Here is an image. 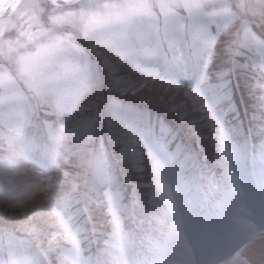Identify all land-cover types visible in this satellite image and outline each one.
Wrapping results in <instances>:
<instances>
[{"label": "rangeland", "instance_id": "rangeland-1", "mask_svg": "<svg viewBox=\"0 0 264 264\" xmlns=\"http://www.w3.org/2000/svg\"><path fill=\"white\" fill-rule=\"evenodd\" d=\"M228 1L86 0L80 7L62 8L53 2L48 6L44 0H21L11 13L0 17V124L3 126L0 129V148L14 152L17 146L19 152L0 155V172L4 171L11 178L13 175L10 174L20 169L23 178L34 182L33 187L29 184V189L22 186L21 192L16 194L17 199L24 196L25 191L32 194L35 190L46 191L49 186L46 169L28 158L26 138L33 136H29L26 128L29 123L27 113L36 104L32 98L58 111L62 120L59 128L62 129L72 107L89 91L95 76L99 75L93 59L87 56L86 48L80 43V36L87 39V46L91 36H95L99 42L113 46L123 54L136 50V46H132L135 42L149 41L152 46L166 42L178 61L189 64L191 74L196 75L190 84L203 96L204 107L218 123L222 171L220 176L211 175L200 183L192 155L183 152L179 145L170 149L164 136H154L156 130L168 133L166 124L148 110L134 112L135 124L141 128V137L151 154L153 183L160 199L158 210L152 215V223L157 229L160 225L162 230H158L160 233L156 237L148 236L145 249L137 247L141 250L139 264H264V162L256 171L250 172L248 137L242 135L240 128L225 124V110L217 106L220 98L227 96L231 89L228 79L217 85L208 82L207 65L214 55L216 36L210 31L198 37L191 34L188 41L194 45H188L185 39L175 44L168 34V28L173 25L181 29L182 36L185 34L179 8L183 7L192 16L194 10L199 11L207 4L217 5L208 13L211 18L219 13L230 14L229 8L223 6ZM238 2L241 7L249 6L251 10L264 7V0ZM158 13L169 19L164 21L165 24H171L165 40L158 36ZM152 38L156 40L152 41ZM198 38L199 46L195 44ZM251 40L264 47V43L249 29H242L239 42ZM229 42L227 40L224 47L230 48ZM190 55L194 56L195 63L188 60ZM261 71L256 84L264 91V68ZM119 105L121 103L116 102V106ZM230 108L234 109L233 104ZM158 123L160 128L155 130ZM50 125L51 122L47 121L45 130L51 144L41 152L47 168L53 169L61 152L60 144L66 138L60 135V130L52 133ZM18 141L22 143L23 150L17 145ZM77 147L80 148L81 144ZM263 148L261 158L264 161ZM107 155L105 151L97 154L93 170L99 183L109 182L102 192L111 214L112 233L104 241L97 260L89 246L92 241L88 238L89 232L81 235L79 227L71 221L72 215L63 209L65 215L58 209L63 222L60 228L65 234L62 241L70 245L57 257V264H99V260L105 264H133L132 252L136 247L131 236L134 228L127 225L133 220L131 203L117 183ZM28 166L36 167L35 172ZM201 185L206 190L205 194ZM5 194L15 195L12 190ZM205 198L220 209L217 212L208 209L207 214L197 221L195 210ZM222 215L227 219L224 220ZM134 225L137 228L138 225L143 226V221L138 218ZM23 230L28 234L15 236L9 230L0 233V264H39L40 251L33 247L29 234L33 230ZM223 231H226L224 237L218 238L217 233ZM148 232L152 233L150 229Z\"/></svg>", "mask_w": 264, "mask_h": 264}, {"label": "trees", "instance_id": "trees-1", "mask_svg": "<svg viewBox=\"0 0 264 264\" xmlns=\"http://www.w3.org/2000/svg\"><path fill=\"white\" fill-rule=\"evenodd\" d=\"M44 1L49 6V1ZM85 2L83 0L70 7H80ZM223 6L229 8L230 14L219 13L211 18L208 13L217 5L213 7L207 4L199 11L194 10L192 16L183 7L179 8V19L184 23L183 36L180 28L165 24L169 19L158 13V36L165 40L169 26L168 34L175 44L185 39L191 45L192 42L188 41L191 34L198 37L206 31L216 36L214 55L207 65L208 82L217 85L224 79L230 80L228 87L231 91L220 98L217 106L226 112L225 124L236 126L241 129L242 135H247L252 163L254 167H259L258 163L263 161L261 150L264 147V91L256 84V78L260 77L264 68V47L253 40L239 42V37L242 29H249L264 43V7L251 10L249 6L241 7L238 0H229ZM97 39L91 36L87 46V39L80 36V43L86 48L87 56L93 59L99 75L95 76L89 91L72 107L65 127L59 128L62 120L58 111L43 105L35 97L32 102L36 104L27 113L29 123L26 128L29 136H33L26 138L31 149L28 158L46 163L41 151L51 144L45 130L47 121L51 122L52 133L60 130V135L66 138L60 144L61 152L56 166L50 169L47 164L44 165L45 174L49 176L47 190H35L32 194L25 191L24 196L17 199L16 194L21 192V187L29 189L33 180L23 178L20 169L10 174L13 175L11 178L4 171L0 172V233L9 230L15 236H23L24 233L28 234L24 228L32 229L33 233L29 234L33 247L40 251L39 264H57V257L70 245L62 241L65 237L60 228L63 209L72 215L71 221L79 227L81 235L89 232L88 238L92 240L89 246L95 252L96 259H100V249L112 233L111 214L102 192L109 182L99 183L93 170V161L101 151L107 152L117 183L131 203L133 220L127 225L134 228L131 239L136 249H145L148 236L156 237L162 232L160 225L157 229L156 224L152 223V215L158 210L160 199L153 183L151 154L141 137V128L135 124L136 110H148L166 124L169 132L157 131L160 128L158 123L154 127V136H164L170 149L179 145L181 150L192 155L199 181L204 182L211 175L220 176L222 171L218 123L204 107L203 96L195 92L190 84L196 75L191 74L189 64L178 61L166 42L154 46L149 41L135 42L132 46H136V50L123 54ZM197 40L195 44L199 46V38ZM227 40L230 41V48L224 47ZM148 47L156 49L147 51ZM188 58L195 63L194 56ZM116 102L121 105L116 106ZM231 104L234 109L230 108ZM79 143L80 148L77 147ZM17 145L23 150L21 142L18 141ZM15 148L14 152L0 148V155L15 154L18 152L17 146ZM20 160L23 161L22 156ZM27 168L35 172L36 167ZM11 190L15 195L4 196L6 191ZM138 218L143 221V226L138 225L137 228L134 224ZM224 234L218 232L217 237ZM138 253H134L137 259Z\"/></svg>", "mask_w": 264, "mask_h": 264}, {"label": "water", "instance_id": "water-1", "mask_svg": "<svg viewBox=\"0 0 264 264\" xmlns=\"http://www.w3.org/2000/svg\"><path fill=\"white\" fill-rule=\"evenodd\" d=\"M20 1L21 0H15L14 2H11L9 6L7 7V9L3 13H0V17H3L9 14ZM51 1L54 2L55 0H51ZM59 1H61L63 4L69 5V4L76 3L80 0H59Z\"/></svg>", "mask_w": 264, "mask_h": 264}, {"label": "bare ground", "instance_id": "bare-ground-1", "mask_svg": "<svg viewBox=\"0 0 264 264\" xmlns=\"http://www.w3.org/2000/svg\"><path fill=\"white\" fill-rule=\"evenodd\" d=\"M14 1L15 0H0V13H3L9 4Z\"/></svg>", "mask_w": 264, "mask_h": 264}]
</instances>
